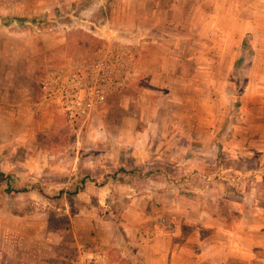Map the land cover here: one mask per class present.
<instances>
[{
  "label": "rangeland",
  "instance_id": "1",
  "mask_svg": "<svg viewBox=\"0 0 264 264\" xmlns=\"http://www.w3.org/2000/svg\"><path fill=\"white\" fill-rule=\"evenodd\" d=\"M160 2L166 13L158 26L173 54L163 70L150 64L153 74L138 75L85 125L57 113L55 125L36 139L17 143L15 128L0 132V174L13 175L15 188L38 184L44 192H0V245L16 250L12 264H26L21 252L38 253L34 264L40 258L75 264L82 250L103 252L108 264H129L124 247L130 233L171 224L187 237L183 211L196 215L220 203L231 208L233 201L222 199L214 178L204 175V162L207 172L217 162L225 170L255 164L232 153L254 152L249 132L264 136V0ZM108 5L0 0V18L9 21H0V74H24L32 65L39 90L50 68L91 57L106 42L100 34L111 31ZM39 17L42 26L31 23ZM213 136L220 155L204 144ZM216 150L217 159L204 158V151ZM134 169L141 175L121 174L127 183L110 179L104 187L57 197L78 175L100 180ZM189 193L201 196L200 204L190 203Z\"/></svg>",
  "mask_w": 264,
  "mask_h": 264
},
{
  "label": "crops",
  "instance_id": "2",
  "mask_svg": "<svg viewBox=\"0 0 264 264\" xmlns=\"http://www.w3.org/2000/svg\"><path fill=\"white\" fill-rule=\"evenodd\" d=\"M105 2L109 3L108 24L111 31L103 35L99 33L100 39L106 42L119 41L135 47L139 76L153 74L147 72L150 71L148 70L150 64H158L160 70L164 62L173 59V54L167 46L169 39H163L162 29L158 26L162 12L166 13V10H161L160 0H105ZM98 4L101 3H96L97 8ZM157 49L162 50L159 56H156ZM34 72L31 65L24 74H0V132L4 133L2 130L7 127L15 128L17 143L24 141L25 136L36 139L41 133L50 130L55 125L56 114L59 113L44 102L42 82L39 86L41 92L39 98L37 74ZM214 137L204 140V144L208 143L206 146L210 145V149L217 148L220 151L218 145L214 143ZM246 139L249 144H255L254 152L232 153V157H237L238 162H243L242 159L250 161L252 158L255 164L240 163L239 168L225 170L217 162L213 165L214 168H211V172H207L204 162V175L214 178L212 185L217 188L214 190L222 199L233 201L230 210L235 212L238 218L232 228L230 230L225 228L219 206L212 208L204 205L196 215L183 211L181 215L187 216L183 222L190 228L187 237H184L181 229L171 224L168 229L159 227L161 226L159 224L155 225L153 233L150 234L127 235L124 248L126 256L132 257L129 264H264V146L256 150L264 143V136L259 137L249 132ZM217 150L204 151V158L217 159ZM218 154L220 155L221 151ZM242 175H249L251 178L243 181ZM243 178L245 179L244 176ZM193 202L200 204V201L195 200L190 203ZM190 216L194 220H190ZM225 239L228 240L229 246L224 244ZM128 246L135 248L129 249ZM16 254L15 249L7 251L6 247L0 245V264L16 263L14 261ZM18 254L28 258L26 264H34L33 258L40 257L38 253L36 255L32 252ZM124 257L123 255L122 258ZM43 262L47 264V261L40 258L37 264Z\"/></svg>",
  "mask_w": 264,
  "mask_h": 264
},
{
  "label": "built area",
  "instance_id": "3",
  "mask_svg": "<svg viewBox=\"0 0 264 264\" xmlns=\"http://www.w3.org/2000/svg\"><path fill=\"white\" fill-rule=\"evenodd\" d=\"M135 47L105 42L93 57L67 61L50 68L41 83L44 102L71 125H85L99 113L106 99L138 78ZM75 264H108L103 252L82 250Z\"/></svg>",
  "mask_w": 264,
  "mask_h": 264
},
{
  "label": "trees",
  "instance_id": "4",
  "mask_svg": "<svg viewBox=\"0 0 264 264\" xmlns=\"http://www.w3.org/2000/svg\"><path fill=\"white\" fill-rule=\"evenodd\" d=\"M0 21H5L4 23H6V24L9 23L8 20H5L3 18H0ZM31 23L38 25V26H42L44 23V19H43V17H39V18L32 20ZM242 45L245 46V42H243ZM43 78L41 79V82L43 81ZM125 89H123V90H125ZM123 90L112 93L106 99L105 103L103 104V106L101 107L99 112H101V110L102 111L105 110V108H107V107H111L110 106V103H111L110 100H112V98H115L116 95L121 93ZM40 93L41 92L39 90V94H38L39 97H40ZM76 124H79V123H76ZM122 173L125 175H141V173L137 169H134L130 172H127L124 170H119L112 175H109V174L104 175L103 178L100 180L93 179L89 176L78 175L75 178L74 182L71 184L70 188L67 190H60L57 197H62V196L74 197V196L78 195L79 193L83 192L87 185H92V186L97 187V188L104 187L108 184L110 179L115 180V181H119L121 183H127L126 181L124 182L122 180V178H121ZM2 181H5V182L3 183ZM168 181H170V180H168ZM14 182H15V178L13 175L0 174V192L4 193L6 195H9V196H14V195L19 194V193H28L29 191H36L40 195H43V193H44L42 190V187L38 184L32 185L31 187L26 186V187H21V188H15ZM188 195H190L191 198L195 201H201V196L195 197V195H193L192 193H189ZM219 212H220L222 221L225 225V228L227 230H230L232 228L234 222H236V220L238 218L237 214L235 212L231 211L229 207L223 206L221 203L219 204Z\"/></svg>",
  "mask_w": 264,
  "mask_h": 264
}]
</instances>
